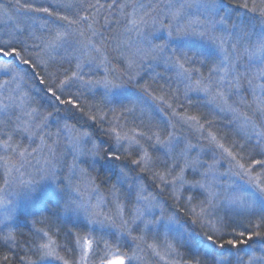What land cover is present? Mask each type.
Returning a JSON list of instances; mask_svg holds the SVG:
<instances>
[{"label": "snow or ice", "instance_id": "6c2138e0", "mask_svg": "<svg viewBox=\"0 0 264 264\" xmlns=\"http://www.w3.org/2000/svg\"><path fill=\"white\" fill-rule=\"evenodd\" d=\"M0 264H264V0H0Z\"/></svg>", "mask_w": 264, "mask_h": 264}]
</instances>
